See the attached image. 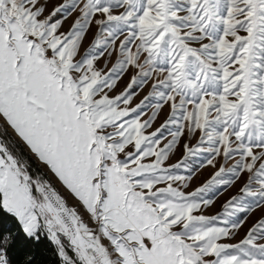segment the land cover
Here are the masks:
<instances>
[{
	"label": "snow or ice",
	"instance_id": "1",
	"mask_svg": "<svg viewBox=\"0 0 264 264\" xmlns=\"http://www.w3.org/2000/svg\"><path fill=\"white\" fill-rule=\"evenodd\" d=\"M257 209L264 0H0V264H264Z\"/></svg>",
	"mask_w": 264,
	"mask_h": 264
},
{
	"label": "rangeland",
	"instance_id": "2",
	"mask_svg": "<svg viewBox=\"0 0 264 264\" xmlns=\"http://www.w3.org/2000/svg\"><path fill=\"white\" fill-rule=\"evenodd\" d=\"M52 2H53V4H55V3L61 2V0H52ZM74 17H75V14L73 15V17H70L68 21H66L65 26H64L65 29H67L70 26V24L72 23ZM91 39H92V35L90 33L85 38V42H84L85 43V47H87V45L89 44V42L91 41ZM98 66L103 67V60H101V61L98 62ZM109 67H111V64H109ZM131 75H132V72L130 71L129 73L125 74V76L118 82L117 88H116V91L117 92L123 90V88L129 82V79H130ZM135 91H137L138 94L133 99V102H132L133 103V106L135 104L139 103V101L141 99H143V97L145 95H147V93L149 91V87L146 86L142 90L141 89H135ZM145 112H146V114H145V116L143 118L144 119H147L148 116L151 115L152 109L151 108H148V109L145 110ZM168 112H169V109H168L167 106H165V108L161 111L159 117L157 118V120L153 124V128L150 129V131L151 130H154L157 127H159L160 124H162L164 122V120L166 119V117L168 115ZM165 135L167 136V139H171V136H168L167 133H165ZM198 136H199V133L197 132L196 133V137H198ZM196 137H194L192 139L191 143H195L196 142ZM164 142H166V141H164ZM184 142H185V139L184 138H181V143L177 147L175 153L172 155L169 163L176 162V160H178L182 156V153H183V147H182V145H183ZM202 159H203V157H201L199 159H195V160L189 161V163L192 164L193 171L195 172V175H194V178H193V180L191 182V186H190L189 190H192L195 187H197L200 184H202L206 179L209 178V176L211 175V173L213 171H215V169H213L211 167H203V168H199L197 170V166L202 161ZM184 174H187V173H184ZM244 180H246V174L242 175L241 180L238 181L233 187L229 188L227 191H223L221 189L216 194H211L210 193L209 196L210 197H213L214 196L215 203L210 208H208V209L205 210L206 211V214L211 215V214H215L217 211H219L221 204L226 199H228L231 195H235L238 192V189H239L240 186H242V183L244 182ZM242 216H243V214H241V217ZM262 216H264V209H257L254 212H252L249 215V218H248L247 223L245 224V227L240 230V233L236 237V240H239L240 238H242L243 235H244V233L246 232L247 228L250 227L252 223H254L257 219L261 218ZM231 242H236V241L234 240V241H231Z\"/></svg>",
	"mask_w": 264,
	"mask_h": 264
},
{
	"label": "trees",
	"instance_id": "3",
	"mask_svg": "<svg viewBox=\"0 0 264 264\" xmlns=\"http://www.w3.org/2000/svg\"><path fill=\"white\" fill-rule=\"evenodd\" d=\"M49 259L51 260V259H54V258H52V257H49Z\"/></svg>",
	"mask_w": 264,
	"mask_h": 264
}]
</instances>
